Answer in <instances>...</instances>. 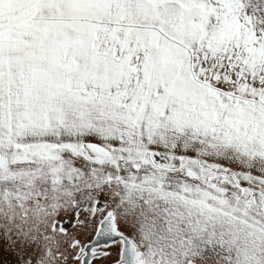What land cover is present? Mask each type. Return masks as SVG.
Wrapping results in <instances>:
<instances>
[{"label": "snow or ice", "instance_id": "1", "mask_svg": "<svg viewBox=\"0 0 264 264\" xmlns=\"http://www.w3.org/2000/svg\"><path fill=\"white\" fill-rule=\"evenodd\" d=\"M0 264H264V0H0Z\"/></svg>", "mask_w": 264, "mask_h": 264}]
</instances>
